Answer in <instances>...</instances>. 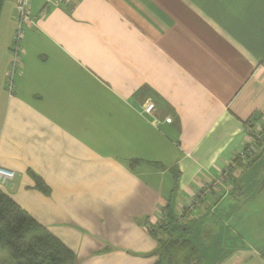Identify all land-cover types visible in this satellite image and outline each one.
Here are the masks:
<instances>
[{
    "label": "crops",
    "instance_id": "0c3cea01",
    "mask_svg": "<svg viewBox=\"0 0 264 264\" xmlns=\"http://www.w3.org/2000/svg\"><path fill=\"white\" fill-rule=\"evenodd\" d=\"M30 15L9 93L16 0H1L0 167L15 179L0 192L77 264H156L168 206L180 215L264 122V0H31ZM262 138L182 220L199 264H264Z\"/></svg>",
    "mask_w": 264,
    "mask_h": 264
},
{
    "label": "trees",
    "instance_id": "16d2710c",
    "mask_svg": "<svg viewBox=\"0 0 264 264\" xmlns=\"http://www.w3.org/2000/svg\"><path fill=\"white\" fill-rule=\"evenodd\" d=\"M257 125L262 123L258 120L249 121L246 123V128L253 131ZM262 136L263 134L257 139L256 151L247 155L246 160L251 159L257 152L262 144ZM237 159L229 169L232 182L235 181L232 177L235 165L238 163ZM131 164L134 166L138 162ZM159 166L164 170V167ZM174 173L178 174L176 170H173ZM29 174L35 182L36 189L48 194L49 189L45 183L34 173L29 172ZM215 189L213 188L210 193ZM200 195L203 198L198 197V203L206 198L202 193ZM185 209L180 210L181 213L178 215L168 206L166 220L151 231L159 243V250L155 254L158 256L156 264H199L201 262L197 246L192 239L188 238L192 228L181 221L187 216ZM0 264H77V257L45 227L29 217L9 196L0 192Z\"/></svg>",
    "mask_w": 264,
    "mask_h": 264
},
{
    "label": "built area",
    "instance_id": "2783aa9c",
    "mask_svg": "<svg viewBox=\"0 0 264 264\" xmlns=\"http://www.w3.org/2000/svg\"><path fill=\"white\" fill-rule=\"evenodd\" d=\"M68 0H58L59 4H65ZM0 10H1V0H0ZM31 0H16V30L14 32L11 46H10V67L9 72L6 79V88L9 93H12L15 88L16 77L19 75V72L22 69L23 63V43L25 40V27L31 21ZM155 111V105L149 103L145 107V113L148 115H152ZM167 123H171L172 119H167ZM264 133V122L262 125H257L253 131H249L247 129V144L245 149L240 153L238 157L246 160L247 155L252 154L256 151L257 139L260 138V135ZM237 157V158H238ZM232 166V165H231ZM232 168V167H230ZM229 168V169H230ZM226 170L220 177L207 185L203 186L195 195L191 206H186L183 209L193 211L196 207H198L197 199L203 198L202 195L207 197V195L211 192V190L216 188L219 185H223L225 182H228L230 179V170ZM15 179V172L1 168L0 167V186H5L10 184ZM185 209V210H186Z\"/></svg>",
    "mask_w": 264,
    "mask_h": 264
},
{
    "label": "rangeland",
    "instance_id": "374dc122",
    "mask_svg": "<svg viewBox=\"0 0 264 264\" xmlns=\"http://www.w3.org/2000/svg\"><path fill=\"white\" fill-rule=\"evenodd\" d=\"M261 139H263L262 137H261ZM257 155H258V149H257V152H256V154H254V155H252V158L251 159H247L246 161L245 160H243V159H241V157H238V159H237V162L238 163H236V168H234V173H233V177L232 178H234V180H237V179H239L240 177H241V175H242V173L245 171V173L247 172V171H249V170H247L249 167H250V161H252L255 157H257ZM251 173H252V171H250ZM252 174H254V172L252 173ZM260 175H262V173L260 174ZM264 175V174H263ZM262 175V176H263ZM253 180V179H252ZM256 180V179H255ZM264 181V178H262L261 180H260V185L262 184V182ZM231 179H229V181L228 182H225L223 185L224 186H226V185H230L231 184ZM254 182V181H253ZM194 199V198H193ZM193 199L189 202V206H191L192 205V203H194V201H193ZM196 209V208H195ZM192 209H190V210H185V213L188 215L189 213H192ZM195 211V210H194ZM182 221V220H181ZM182 223H183V221H182ZM245 240H248V238L247 239H245ZM259 239L257 238V239H255V241H256V244H257V246H259V241H258Z\"/></svg>",
    "mask_w": 264,
    "mask_h": 264
}]
</instances>
